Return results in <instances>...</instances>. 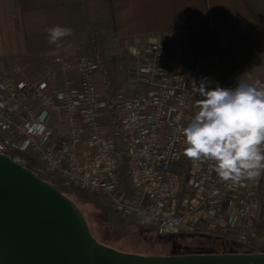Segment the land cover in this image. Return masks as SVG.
Here are the masks:
<instances>
[{"label":"built area","instance_id":"1","mask_svg":"<svg viewBox=\"0 0 264 264\" xmlns=\"http://www.w3.org/2000/svg\"><path fill=\"white\" fill-rule=\"evenodd\" d=\"M127 47L132 95L117 100L99 90L101 61L87 56L55 59L78 73L77 83L67 78L60 87L0 71L1 154L65 188L105 195L116 215L150 222L162 235L222 232L250 247L259 233L264 174L224 181L212 163L184 155L176 132L197 111L201 97L189 94L190 82L205 77L202 68L171 72L159 39ZM217 85L231 87L209 80ZM55 115L65 129L59 142ZM107 116L114 117L110 127Z\"/></svg>","mask_w":264,"mask_h":264},{"label":"crops","instance_id":"2","mask_svg":"<svg viewBox=\"0 0 264 264\" xmlns=\"http://www.w3.org/2000/svg\"><path fill=\"white\" fill-rule=\"evenodd\" d=\"M55 25L73 30L59 46L48 43ZM158 39L171 72L200 66L231 87L239 79L264 85V0H0V71L14 79L77 83V70L55 59L87 56L101 61L99 90L117 100L132 92L128 44ZM111 119H103L108 127ZM58 122L55 115L57 142L65 132ZM261 181L264 202V175Z\"/></svg>","mask_w":264,"mask_h":264},{"label":"water","instance_id":"3","mask_svg":"<svg viewBox=\"0 0 264 264\" xmlns=\"http://www.w3.org/2000/svg\"><path fill=\"white\" fill-rule=\"evenodd\" d=\"M62 190L0 152V264H264V253L142 255L92 235Z\"/></svg>","mask_w":264,"mask_h":264},{"label":"clouds","instance_id":"4","mask_svg":"<svg viewBox=\"0 0 264 264\" xmlns=\"http://www.w3.org/2000/svg\"><path fill=\"white\" fill-rule=\"evenodd\" d=\"M47 33L48 43L59 46L73 30L55 25ZM190 83L189 94L201 98L188 123L176 129L184 155L212 163L224 181L264 174V85L239 79L234 87H210L207 77Z\"/></svg>","mask_w":264,"mask_h":264},{"label":"rangeland","instance_id":"5","mask_svg":"<svg viewBox=\"0 0 264 264\" xmlns=\"http://www.w3.org/2000/svg\"><path fill=\"white\" fill-rule=\"evenodd\" d=\"M114 117L109 120L112 123ZM32 162V161H31ZM36 170V168H35ZM42 178L49 180L52 184L64 190L71 195L74 202L80 207L86 218L89 220L92 232L96 234L102 241H106L114 246L124 250L144 252L145 254H169L172 251L180 252L187 250L192 246H199L207 241L206 239L190 236L186 234H178L177 238L170 236L161 237L157 235V228L148 222L146 225L139 223L134 217H121L116 215L109 206L105 195L95 194L87 190L78 189L76 187L65 188L60 183H55V178L46 172L39 173ZM264 210V202L262 212ZM256 240L251 243L250 247L240 244V248L252 249L257 252L264 251V226L258 229ZM159 232V231H158ZM160 233V232H159ZM206 237H224L232 241L231 237L222 232H207ZM181 235V236H180ZM177 243H174L175 241ZM234 242V240L232 241ZM179 246L175 248L174 246ZM208 245V244H206ZM176 249H174V248ZM187 248V249H186ZM178 249V250H177Z\"/></svg>","mask_w":264,"mask_h":264},{"label":"trees","instance_id":"6","mask_svg":"<svg viewBox=\"0 0 264 264\" xmlns=\"http://www.w3.org/2000/svg\"><path fill=\"white\" fill-rule=\"evenodd\" d=\"M62 192L67 197H69L72 200V202H74V199L71 197V195L67 194L64 190H62ZM74 203L76 204V202H74ZM87 222L89 224V220L88 219H87ZM90 227L91 226L89 225L88 228H90ZM90 231H91L92 235L96 238V240H98L100 243H102V244H104L106 246L112 247V248H114L116 250L122 251L123 253L124 252H129V253H136V254H142V255H162V254H145L144 252H135V251H129V250H124L123 251V249H121V248H119L117 246H114V245H112L110 243H107L106 241L100 240L98 237H96V234H94V232H92L91 228H90ZM156 233H157V235L161 236L162 238L165 237V236H170V237H173V238H177L176 236H179V235L175 236L174 234H163L162 235L158 231ZM204 235H206V234H198V235L186 234V235H184L187 238L190 237V236H195V237H200V238L203 237V239H206L207 241L203 242L204 244H202V245L192 246V247H190V249L186 248L187 250H185V251L181 250L180 252H178L179 250L177 249L178 251H172L169 254H165V255L217 254V253H229V252L230 253H254V252H257V251L252 250V249H246V250L244 249L243 250L242 248H240V245H238L235 241L234 242H232L233 240L229 241L228 239H225L224 237H206ZM177 242L178 241H175L174 243H177ZM206 244H208V245H206ZM174 247L175 248H179V246H176V245ZM260 252L264 253V251H260Z\"/></svg>","mask_w":264,"mask_h":264}]
</instances>
